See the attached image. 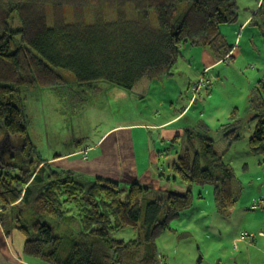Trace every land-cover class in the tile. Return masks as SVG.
I'll use <instances>...</instances> for the list:
<instances>
[{
    "label": "trees",
    "instance_id": "16d2710c",
    "mask_svg": "<svg viewBox=\"0 0 264 264\" xmlns=\"http://www.w3.org/2000/svg\"><path fill=\"white\" fill-rule=\"evenodd\" d=\"M57 1L0 0V135L13 136L15 146L20 145L0 163V225L7 232L9 226L20 230L23 253L50 264H159L156 240L171 220L191 207L192 185L210 184L216 207L233 208L238 197L234 172L223 153L213 150L209 138L199 136V151L191 157L187 148L177 162L170 161L174 175L186 186L180 193L151 195L136 181L125 192L109 178L86 181L37 153L27 132L22 89L48 87L69 103L75 97L72 107L82 106L87 90L100 83L131 90L141 77L170 75L187 47L208 48L217 62L230 58L233 44L221 27L237 22V0H87L99 6L98 13L70 22L49 16ZM12 15L17 16L15 27ZM248 24L256 26L264 43V0L243 27ZM56 69L70 72L73 80ZM247 108L254 122L248 148L263 156L264 168L263 80L252 86ZM230 116L234 118V112ZM239 125L236 119L234 130L226 135L229 144L238 136ZM176 141L170 140L166 153ZM77 143L70 151L81 147ZM69 213L81 225L76 233L56 234L45 220ZM125 228L137 231L136 237H112Z\"/></svg>",
    "mask_w": 264,
    "mask_h": 264
},
{
    "label": "rangeland",
    "instance_id": "374dc122",
    "mask_svg": "<svg viewBox=\"0 0 264 264\" xmlns=\"http://www.w3.org/2000/svg\"><path fill=\"white\" fill-rule=\"evenodd\" d=\"M90 3L87 0H59L48 10L49 16L67 22L91 17L98 13L99 6ZM237 6L238 20H243L254 11L256 0H237ZM238 20L221 27L227 42L233 44L231 57L219 60L206 70L203 69L215 60L210 50L205 47H187L171 68L170 75L155 80L141 77L131 90L104 83L89 89V85L87 101L82 106L72 107L75 97L69 103L66 97L63 99L56 96L48 87L22 89L26 90L24 106L29 123L28 136L42 159H50L58 153L72 150L75 141L83 148L113 128L120 138V146L126 137L125 142L130 141L132 145L127 149L137 152L130 159L134 161L133 167L130 169V165L124 163L123 173L130 176L143 174L142 164L146 151L156 152V165H162V170L156 176V184L151 180L143 184L139 182L148 188L151 195L186 190L185 184L174 175L169 162H177V157L187 148L191 157L199 151L197 137L209 138L213 150L223 153V158L233 169V189L238 196L231 208L235 212L233 219L224 220L218 212L210 184L192 185L191 207L171 220L170 228L156 240L159 264H233L234 260L235 264H246L248 256L242 240H257L258 230L264 231L263 156L252 154L247 144L254 126V122L250 120L253 112L247 108L248 96L256 82L264 81V43L256 26L248 24L240 29ZM10 23L12 27L19 25L17 16L12 15ZM56 71L66 80H73L70 72L64 69ZM193 99V104L190 107L188 105L173 120L171 127L177 129L180 136L175 137L177 141L173 149L169 148L168 153L165 150L170 143L161 142L158 132L153 128L137 125L125 130L132 124H154L164 118L176 116L181 107L190 104ZM233 112L234 118H231ZM236 119L240 124L235 130L238 136L229 144L227 137L234 130ZM189 132L192 136L195 135L193 139L187 137ZM16 142L13 136L0 135V163L10 154L19 151L20 145L15 146ZM125 156L127 155L121 152L122 160ZM137 158L142 163L135 160ZM158 174L163 176L167 187H161ZM80 178L86 181L93 179ZM118 184L124 192L129 187L127 183ZM254 204L256 209L251 208ZM71 214L61 219L46 217L45 220L56 234L76 233L81 225ZM128 216L136 220L130 213ZM3 232L12 246L11 250L15 252L14 255L36 264H50L40 257L23 253L24 235L20 230L9 226L8 232L4 229ZM111 235L128 240L134 239L137 231L125 228ZM4 249L0 243V264H20ZM250 254V264H257V253L250 251Z\"/></svg>",
    "mask_w": 264,
    "mask_h": 264
},
{
    "label": "crops",
    "instance_id": "0c3cea01",
    "mask_svg": "<svg viewBox=\"0 0 264 264\" xmlns=\"http://www.w3.org/2000/svg\"><path fill=\"white\" fill-rule=\"evenodd\" d=\"M260 0H256V6L253 12H255ZM252 12V14H253ZM252 14L247 15L243 18V20L239 19V28L241 29L245 23L250 19ZM217 61H213V63L209 64L206 68H209L211 65L215 64ZM185 111V110H184ZM183 111L181 110L176 116H171L160 120L154 124H132L129 127L125 128V130H130L131 127L141 125L145 126V128H153L156 132H158V139L161 142L167 143L170 142L174 137L180 136L179 131L172 126L173 120H175ZM127 138H123L122 146L119 144L120 138L117 136L116 131L113 128L108 129L104 132L96 141L86 145L83 148H79L75 151H68L65 153H58L49 159V162L52 166L57 167L59 169H64L67 171H71L76 173L79 176L94 178V177H104L122 183L130 184L134 180H137L141 184L145 183L147 180H151L156 184V176L157 173L161 170V165H156V152L146 151L147 155L143 158L144 172L143 174L136 176H130L129 174L123 173V164L130 165V169L134 165V161L130 159L135 157L137 152H130L127 148L131 147V142H125ZM157 139V136H155ZM167 149V148H166ZM155 150V149H154ZM121 152L127 156H125L124 160L121 159ZM134 154V156H133ZM225 159V158H224ZM135 160H139L140 163L142 161L140 158ZM131 162L133 164H131ZM134 174V173H133ZM159 176V175H158ZM161 182V187H167V184L164 182V178L158 177ZM256 209V208H255ZM234 209H231V212L227 215H222L224 220L230 221L233 219L235 212ZM240 215V214H239ZM264 217V216H263ZM264 226V225H263ZM264 228V227H263ZM257 240H249L243 239L242 242L246 247V253L248 256V260H246V264H250L251 254L250 251H255L257 255L255 256L257 264H264V231L262 229L258 230ZM262 241L261 243H258ZM0 243L5 247V251L8 252V255L14 259L15 262L20 264H36L31 262L28 259H24L22 257H18L14 255L15 252L11 250V244L7 241V236L4 234L3 229L0 225ZM234 260V259H233ZM233 264L236 263L234 260Z\"/></svg>",
    "mask_w": 264,
    "mask_h": 264
},
{
    "label": "water",
    "instance_id": "95a60500",
    "mask_svg": "<svg viewBox=\"0 0 264 264\" xmlns=\"http://www.w3.org/2000/svg\"><path fill=\"white\" fill-rule=\"evenodd\" d=\"M218 212L222 215H227L229 214L231 211L229 209H218Z\"/></svg>",
    "mask_w": 264,
    "mask_h": 264
}]
</instances>
